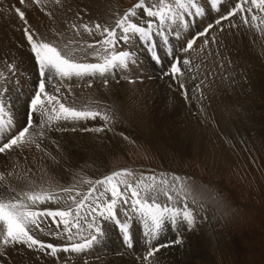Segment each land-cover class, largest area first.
<instances>
[{"label": "rangeland", "instance_id": "obj_1", "mask_svg": "<svg viewBox=\"0 0 264 264\" xmlns=\"http://www.w3.org/2000/svg\"><path fill=\"white\" fill-rule=\"evenodd\" d=\"M116 2L118 5H120V9L117 11L112 10L111 18L106 21L107 26L114 25L116 19H118V17H120L125 12L124 9L127 10L126 6L131 8L135 4L139 3V0H137L134 5H132V0H115V3ZM150 2L152 4H159L160 0H145V4H149ZM165 2L168 3L167 0H165ZM235 3V0L232 2L227 0L226 5L228 8H231ZM203 5H205V3H199V6L201 7H203ZM252 7L255 8L254 6ZM9 8H12V11L15 10L12 6ZM194 11L195 9H192V12ZM211 12L213 14V11ZM87 14L88 13L84 12L81 16L77 17V21L81 25H87ZM220 14L221 13L215 15V18ZM256 15L257 20L251 21V19H249L250 23L248 25H244L241 22L240 15L231 17L229 20H224L222 21L221 25L214 26V28L209 31L208 36L205 38L213 43L212 38L214 35L211 32L217 33L218 30L219 33H223L228 36V39L225 42L215 38L216 42L214 43L220 55L224 53L227 54L231 51L233 52V55L230 56L231 60L229 64L225 65L224 67V76L227 87L230 88L231 92H237L238 95L244 97L255 95L258 100L264 101V87H261L262 83L264 84V13L257 12ZM16 16L19 20V15L17 12ZM189 18H191V16L185 14V19L190 21ZM144 19L152 18H148L145 14ZM213 19L214 18L210 19V17H205L201 20V22L205 23L207 26L210 23L209 21ZM58 20H62V17H59ZM111 21H113V23ZM235 21H238L245 31H249L248 36H252V40L248 43L247 49L255 54H258V56L253 57L255 59L254 68L257 67V69H254V72L251 70V64L245 55L247 53H243L241 50H239L235 39L230 37L232 35L230 29L232 27L230 23H235ZM178 22L180 21H176L171 25L173 29L175 25L177 30L174 31H179L180 33L179 38H175L172 35L170 36L173 44L184 42L192 34L187 32H190V30L195 31L193 25L187 24V26H185ZM72 25H76V22H72ZM221 28L223 29L222 31ZM74 29L76 30V28ZM82 32L88 34L84 28ZM34 38L36 37L34 36ZM43 39L50 41V39ZM100 39H102L101 36L98 37V40ZM234 41L235 43L233 44ZM14 42H18L17 38L14 40ZM94 42L95 41L86 40L85 43ZM57 43L61 49H64L65 47H73L77 44L73 35H70L66 39ZM137 46L139 47V41L136 39V46H134V50H136ZM160 46V52H162V49L164 48L162 45ZM143 47L146 50L144 45ZM119 48H124V46L121 44ZM180 57L181 59H184L183 57L190 59L191 63L197 59L192 53L189 54V52H181ZM5 58L8 60L10 57L8 55ZM32 59L34 60V58ZM87 59L90 62L95 60L94 57L90 58L89 56ZM152 61L155 67L161 69L159 66L160 63L155 62L153 59ZM167 63V56H164L163 67L165 69L168 67ZM12 64L13 63H10L8 67ZM16 68H18V66H16ZM190 68L191 71L189 74H191V76L187 75L185 78H183V81L189 90L187 98H185L182 90L178 87L179 81L174 82L171 76L165 75L166 71H164L161 73V77L157 80V84H161L158 90L161 95L158 94L156 99L158 100L159 97V100H162L163 98V100L160 102L162 104L164 103L163 105L166 107V109H168V112H170V110L172 111V106L179 102L182 105V109H180L181 111L183 110L182 113L185 111V115L187 116L194 115L193 117H195L197 120H199L198 117H200L202 118L201 123L204 121L205 123L203 124H206V120L204 118V114H206L205 104H213L211 89L206 82L199 81L193 68ZM185 71L187 70L185 69ZM259 71L260 76L258 78L260 80H254V73L257 75ZM127 73H130V76L133 75L132 68L128 69ZM26 75L28 74L23 72L19 73L18 78H16V80H18L15 81L11 89H9V95L7 99L11 101V104H14L18 100V89L22 87ZM193 76L195 79H192ZM118 80L119 79H117V81ZM89 82L94 83V79ZM124 82H126V80H124ZM165 82L167 83L164 84ZM70 84H72L71 80ZM197 84L200 85L199 89L195 88V85ZM232 84L236 91L233 89ZM8 86H10V84H7V87ZM97 86L103 85L101 82H99ZM104 86L107 87V85ZM171 86H173V88H171ZM61 91L67 97L68 90L63 88ZM203 92L208 96L206 100H203ZM164 93L166 94L164 95ZM209 97L211 98L209 99ZM144 98L145 97L142 99ZM102 101L103 105H106L107 107L105 108L111 112L109 115L113 120L111 123H107L108 128L104 129V131L97 132V134L116 136L125 142L119 143L117 146H113L111 149L112 151L108 152L109 155L106 158L98 156L92 148H89V145H92L96 142V138L88 142V145L86 146V149H88L87 155L80 158H73L68 155L62 156L61 162L55 166L56 169H61L70 165V168H73L78 173L72 178L74 179V183L68 181L66 173L65 175L61 176L64 187H71L73 189L71 194L75 192V195L79 193L80 196H82L84 193H87V190L92 187L98 177L103 179L104 177L115 172L117 170L116 168H120L121 166H124V164L129 163H136L133 164L132 167H147L156 169V171L154 172L149 169H135L130 172L132 175L130 174L118 177L114 179L113 183H117L121 179L125 180L131 176L136 177L135 180L131 181L133 185H135L136 182L141 179H143L144 183H152V181L146 179L152 175L145 173V171L148 173L162 171L156 176V182L158 183L161 179H164L171 183L174 176L181 177L182 172L186 171L189 174H193V176L188 175V177H191L193 180L188 181L189 178H181L180 181L176 182V187L179 189L182 186H188L190 191H187L186 195H196L194 198L186 199L189 207L193 211H199L203 213V218L198 217V224L196 230L193 232V239L189 241L187 238H185L186 236H182L184 239V244H175L171 247L162 248L158 253L155 254L154 258H152L150 261H145L143 256L146 254L149 245L145 242L144 232L141 230L139 222H135L136 226L132 227V247H128L124 241H120V239H122V234L115 225L109 222H104L103 227L106 233L105 237L91 248H86L85 251H83L84 254L87 252L85 255H66L63 253V251H60V255L57 257H51V255H47L36 249H29L24 245L5 246L3 245L2 241H0V260L2 264H97V262L98 264H264V104L256 106L255 109H253L254 107L252 106L246 107L249 108L248 114H246L247 116L253 117L254 113L260 116V123L258 126L248 127V129L243 132L242 135H225V141L230 147V152L228 151L230 155V163L224 167H218L209 159L205 158L200 153V151L189 149L183 151L178 148H166V150L163 148V144L158 143L156 145L147 137L142 136L140 130H143L151 135L147 128H145L144 124L139 121L136 122V125L130 124L121 114V112L115 109L116 105L114 104L113 100H108L104 97ZM156 102V100H153L152 104ZM10 107L12 108V115L14 117V127H16V111L11 105ZM149 108L151 109V105L147 107L148 111L150 110ZM175 109L176 108L174 105L173 110ZM176 112H178L177 109ZM51 115L54 116V114ZM167 117L168 116H166L164 113L156 112L153 109H151L149 112V121L158 127L163 124ZM170 119L174 120L173 117ZM207 119L209 122H211V116L208 113ZM247 121L248 118L246 122ZM48 124L50 126L56 127L57 122L55 119H53ZM182 124L190 126L185 122H182ZM197 124L198 126H196V130L198 127H202L200 122ZM121 133H123V135ZM7 135V132L0 133V136L6 137ZM64 135L67 137L71 146L78 148L83 145V135L86 134L66 133ZM213 136L217 137V135ZM90 172H93V177L84 176L85 173ZM161 174L165 175L162 176ZM54 176L58 177L60 183H62L60 176ZM200 176L209 181L203 180L200 178ZM215 185L221 187L223 190H216L214 188ZM104 187H108V185L98 186L97 190L102 191ZM77 189H81L82 193L78 192ZM173 195L176 196L175 193H173ZM180 195H185V193L181 192ZM180 195L176 196L178 204L185 202L184 197H181ZM80 196H77V198ZM93 196L94 200L95 195L93 194ZM93 200L90 196L88 203H91ZM160 200L166 201V197L161 195ZM182 205L183 204L178 206L182 207ZM56 207L57 205L54 204L53 208ZM200 208L202 209L200 210ZM81 214L82 216H87L88 208H82ZM89 218L91 220V217H88V220H84L85 222L82 221V223L84 222L83 224L85 228L82 233L84 237H88L89 235L87 230V223L90 221ZM69 219H71V217H69ZM116 228L118 233L116 238H114L112 235V230ZM182 228L183 227H179V229H173L171 232L169 230L163 231L158 240H162L161 238L168 234H170V236L166 241H172L181 238V233L179 230H182ZM75 231L76 229H73V232ZM208 231L209 233L207 234ZM135 235L140 236V238H136ZM51 238L52 239L49 240V242H54L59 246H63L65 243L70 245L71 243L83 242L81 236L79 235L74 236L73 240L70 242L60 240L55 237ZM157 243L160 242L157 240L153 241L152 245L154 246ZM194 244L195 247H193ZM181 249H183L184 252ZM72 253L74 254V252ZM71 257L76 258L69 259ZM20 259H23L24 261L17 263V260Z\"/></svg>", "mask_w": 264, "mask_h": 264}, {"label": "snow or ice", "instance_id": "obj_2", "mask_svg": "<svg viewBox=\"0 0 264 264\" xmlns=\"http://www.w3.org/2000/svg\"><path fill=\"white\" fill-rule=\"evenodd\" d=\"M39 4L40 0H34ZM24 3V0H21ZM205 7L199 6L198 2L193 0H174V3H166L160 0L159 4L145 5V0H139V3L129 8L122 16L116 19L115 24L111 26L95 24L94 30L88 25H82L89 36L99 33L102 39L94 43H85L79 48L61 49L58 44L52 41H46L43 38H34L35 33L29 28L24 29L25 36L31 48V54L35 60L38 72V80L35 84L34 94L29 101L28 118L25 124L14 127V117L12 115L11 101L7 99L9 89L6 84H0V133L7 132V137L0 136V154L9 151L23 149L26 146L36 142L37 137H42L44 132H36L35 129L43 127L53 119L64 122H79L81 120H95L100 118L105 125L111 117L103 114L101 110H81L73 102L66 106L67 97L61 91V84L73 77L83 79L84 77H104V83L107 85V76L116 75L118 72L134 68L139 63V57L131 46L139 39L142 45L146 44V51L150 53L155 62L163 63L158 54V45L154 42V36H159L162 43H169L167 26L176 21H180L187 26L185 14L195 17H203L205 11L211 13L213 10H219V7L227 10L221 12L213 23H209L201 31L191 36L186 45L180 49V52L187 53L193 49L194 43L201 37H207L209 31L216 25H221L222 21L229 20L231 17L240 15L241 22L244 25L257 20V15L253 7L260 13H264V0H237V2L228 8L221 0H204ZM192 9H195L192 12ZM21 21L27 24L25 13L19 8L15 9ZM138 10H142L138 12ZM245 13L249 15H245ZM152 19H144V16ZM232 27L239 25L232 23ZM76 28V25H72ZM223 29L221 28V31ZM179 38V31L173 33ZM215 43V37L212 38ZM121 43L129 46V50H118ZM204 44H208L205 39ZM91 49V51H89ZM92 56L99 62H87V57ZM166 56L170 59V71L165 75L172 77L174 82L179 81L178 87L182 90L185 98L188 95V89L182 79L185 69L191 71L188 67L191 61L188 58L181 59L169 49ZM127 78V76L125 77ZM192 79H195L193 76ZM130 82H132L130 80ZM91 86V84H89ZM196 89L200 85H195ZM65 101V102H62ZM59 106L58 109L56 106ZM51 112L56 115L52 116ZM35 117V119H34ZM33 130L31 136H26ZM57 131L66 130L57 128ZM73 131L75 128L72 129ZM83 131H104V126L90 129L83 128ZM123 135V133H121ZM39 147V144L36 145ZM131 174L129 170L123 169L113 172L103 179L96 180L86 194L80 196L71 195V187L63 188L66 197L48 193L47 195L26 191L15 193V190L5 197L0 195V223L3 225L0 231V239L5 246L24 245L29 249H36L47 252L51 256H57L60 251L63 252H83L86 248H91L99 243L106 235L103 223L109 222L115 225L121 232L123 241L128 247H132L131 228L139 221L144 228L145 242L149 245L146 254L143 256L145 261L154 258L162 248L171 247L175 244H182L183 237L152 245L153 241L159 239L164 229H177L183 227L185 231L193 232L198 224V216L189 207L186 200V193L190 191L188 186H182L177 189L176 182L181 177L174 176L170 183L161 179L156 182L155 176H149L146 179L152 183H144L143 179L136 182L135 185L128 180L121 179L113 183L114 179L121 177L122 174ZM162 176L165 174H161ZM108 185L102 191L97 190V186ZM142 185V187H141ZM181 192L185 193L182 207L178 206L176 196ZM176 194V196L173 195ZM95 195V199L88 203L89 197ZM110 194V196L108 195ZM166 197V201H161L160 196ZM77 196H80L78 199ZM61 204V207L53 210L51 208L39 209L40 204L45 203ZM88 205V215L82 216L81 209ZM71 217V219H69ZM91 220L87 223L88 237L82 235L85 230L82 221ZM59 218V219H57ZM55 225L53 230L52 225ZM61 225L63 228L61 229ZM47 226V227H45ZM73 229H76L73 232ZM40 234L58 238L70 242L74 236H81L82 243H65L58 246L53 243H45L40 239Z\"/></svg>", "mask_w": 264, "mask_h": 264}, {"label": "bare ground", "instance_id": "obj_3", "mask_svg": "<svg viewBox=\"0 0 264 264\" xmlns=\"http://www.w3.org/2000/svg\"><path fill=\"white\" fill-rule=\"evenodd\" d=\"M167 1L168 3H174V0ZM197 1L200 4L204 3V0H193V2ZM230 1L232 2L234 0ZM235 1L237 2V0ZM226 2L227 0H221L222 5L226 4ZM10 5L14 9L19 8L25 13V19L28 21L27 24H24L20 18L18 20L16 16V10L12 11V8H9L11 7ZM119 9L120 5H118L117 2L115 3V0H40L39 4L35 3L34 0H24L23 4L21 3V0H0V84H6V86L7 84H10V86L7 88L11 89L13 83L18 80H16V78H18L19 73L23 72L28 74L25 77L22 87L18 89V100L14 104H10L16 111V127H19L27 120L29 96L32 90L35 88V83L38 80L37 66L35 60L32 59L33 56L27 43L24 29L29 28L30 31L35 33L36 38L50 39V41L55 44H58L57 42H60L61 40L66 39L68 36L73 35L77 44L68 48L75 49L81 47L86 42V40L97 41L98 37L100 36L99 33L95 32L92 36L82 32L83 27L77 21L78 16H81L84 12L88 13L86 15L87 25L89 28L94 30L95 24L97 23L107 26L106 21L111 18L112 10L117 11ZM226 10V8L219 7V11L213 10V14L218 15L219 13ZM59 17H62V20H58ZM185 21L187 24L192 25L188 19H185ZM72 22H76V30L72 28ZM197 23L198 29H203L206 27V24L202 23L201 21H198ZM231 24L232 23H230V25ZM235 24L239 26H231L232 28L230 29L232 35L230 37L235 39L239 50H241L243 53H247L245 55L251 64V70L254 72V69H257V67L254 68L255 59L253 57L258 56V54H255L247 49V45L252 40V36H248L249 31H245L238 21H235ZM174 32V30L171 31V34L170 32H167V34H169L168 40L172 44L173 42L171 41L170 36H174ZM211 33L215 38H218L223 42L228 39V36L223 33H219V30L217 33ZM16 38L18 40L17 43L14 42ZM205 39V36H201V38L194 43L193 49L189 50V54L192 53L197 58L191 63L189 67L193 68L199 81L206 82L211 89L213 104H205L206 114H204V118L206 120V124H203L205 123L204 121L201 123L202 118L200 117H198L199 120H197L195 117H193L194 115L187 116L185 115V111L182 113L183 110H180L182 109V105L179 102L174 104L178 112H176V109L173 110L174 105L172 106V111L170 110V112H168V109H166V107L163 105L164 103L162 104L160 102L163 100V98L162 100H159V97L158 100L156 99L158 94L161 95V93L158 91L161 84H157V80L161 77V73L166 71V69L163 67V63L159 65L161 69L155 67L150 53L144 49L140 42L139 47L137 46L135 50V52L138 51L136 54L139 57V63L135 65L134 68H132L133 75L131 76H134L132 82L125 78L126 76L127 78L131 77L130 73H127V70L118 72L116 75H108L107 87L104 86V77L99 76V74H97L96 77H84L83 79H77L76 77H73L70 79L72 84H70V80L67 79L60 85L61 89L65 88L68 90L67 101L62 102H65L66 106L71 105L74 102L78 109L101 110L103 114L109 115V112L105 109L106 106H102V100L104 97L105 99L113 100L114 104L116 105L115 109L119 110L130 124L136 125L137 121L144 124L145 128H147L151 135L143 130H140L142 136L147 137L156 145L158 143L163 144L164 149L178 148L183 151L188 149L200 151V153L205 158L209 159L213 164L217 165L218 167H224L230 163V147L225 141V135H242L243 132L248 129V127L258 126L260 123V116L255 113L253 117L247 116L246 114H248L249 108L246 107L252 106L254 107L253 109H255L256 106L263 105L264 101L258 100L255 95L244 97L238 95L237 92L235 93L230 91V88L226 85L224 67L225 65L229 64L231 60L230 56L233 55V52L231 51L227 54L224 53L220 55L214 43L208 41L207 45L204 44ZM137 40L139 41L138 38ZM121 44L124 46V48H119L118 50H129V46H126L123 43ZM134 46H136V42L131 46L133 50ZM159 50H161V48H159ZM163 50L164 49H162V52H160L162 60L164 59V56H166ZM89 51H91V49H89ZM8 55L10 58L7 60L5 57ZM89 57L92 58V56ZM87 62L90 61L87 59ZM92 62L99 61L95 59ZM10 63L13 64L8 67ZM16 66H18V68H16ZM259 76L260 71L257 73V75L254 73V80H260L258 78ZM93 79L94 83L89 82ZM117 79L119 80L117 81ZM124 80H126V82H124ZM99 82H101L104 87L97 86ZM90 83L91 86H89ZM166 83L167 82L164 84ZM261 87H264L263 83ZM171 88H173V86H171ZM233 89L235 90L234 86ZM165 94L166 93H164V95ZM140 97L145 98L142 99ZM202 97L203 100L208 98L204 92L202 93ZM211 97H209V99ZM191 98L193 99L192 96ZM153 100H156L157 102L152 104ZM150 105L151 109L154 111L162 112L168 116L160 127L149 121V112L151 109L149 108L150 110L148 111L147 107ZM56 107L58 109L59 106L57 105ZM49 111L50 114H54V116L56 115L55 112H51V110ZM207 113L211 116V122H209L207 119ZM172 117L174 120L170 119ZM245 118L246 120L248 118V123L246 122ZM112 120L113 119L111 117L108 123H111ZM56 122V127H52L47 123L43 127H38L35 129L36 132H44L42 137L36 138L35 143H32L23 149L0 154V195L6 197L11 192V190L14 189L15 192H12L11 194L33 191L45 195L52 193L66 197L68 194L63 193L62 191V189L65 187L61 176L65 175L66 173L68 181L74 183V179L72 178L78 173L73 168H70V165L61 169H56L55 166L61 162L62 156L68 155L73 158H80L87 155L88 149H86V146L88 145V142L96 138V142L92 145H89V148H92L98 156L106 158L109 155L108 152L112 151L111 149L113 146H117L119 143L125 142L116 136L97 134V131L82 130L85 127L94 129L100 127L101 125L105 126L104 129L108 128V125H105L103 120L100 118L95 120H81L79 122ZM182 122L188 123L190 126H186L182 124ZM198 122H200L203 128L198 127L196 130ZM57 128L66 130L57 131ZM73 128H75L74 131L72 130ZM66 133L86 134L83 135V145L78 148L71 146L67 137L64 135ZM32 134L33 130L30 129V132L26 134V136H31ZM212 134L217 135V137H214ZM37 143L39 144V147L36 146ZM92 174L93 172L85 173L84 176L93 177ZM54 175L60 176L62 183H60L58 177H55ZM71 195H75V192ZM91 197L93 200L94 196ZM54 204L56 203L49 202L40 204L39 209L51 208L55 210L61 207V204H56L57 207L53 208ZM83 208H88V205L85 204ZM201 209L202 208H200V210ZM194 213L197 214L198 217L203 218V213L199 211H194ZM137 222L139 221H136V223ZM135 226L136 225H134V227ZM52 227L53 230H55L54 224ZM62 228L63 225H61V229ZM2 229L3 225L0 223V231H2ZM182 230H179L181 236H186L185 238L191 241L193 239L194 231L188 232L183 228ZM117 233V228L112 230V235L114 238H116ZM136 238L139 239L140 236H136ZM40 239L51 240L52 238L51 236L40 234ZM120 241H123V237L120 239ZM193 247H195V244ZM21 261L24 260H17V263H20Z\"/></svg>", "mask_w": 264, "mask_h": 264}]
</instances>
